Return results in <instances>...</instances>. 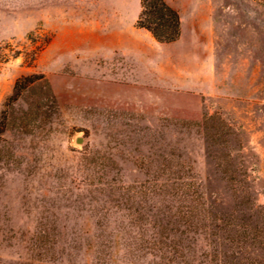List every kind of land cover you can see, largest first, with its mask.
<instances>
[{"label":"rangeland","instance_id":"obj_1","mask_svg":"<svg viewBox=\"0 0 264 264\" xmlns=\"http://www.w3.org/2000/svg\"><path fill=\"white\" fill-rule=\"evenodd\" d=\"M165 1L0 0V264H264V0Z\"/></svg>","mask_w":264,"mask_h":264},{"label":"trees","instance_id":"obj_2","mask_svg":"<svg viewBox=\"0 0 264 264\" xmlns=\"http://www.w3.org/2000/svg\"><path fill=\"white\" fill-rule=\"evenodd\" d=\"M136 26L149 32L160 43H172L180 36V16L165 0H141ZM20 83V80L15 83V90L20 87ZM217 250L223 258L219 264H248L230 258L226 254L229 249L223 242L219 243Z\"/></svg>","mask_w":264,"mask_h":264}]
</instances>
